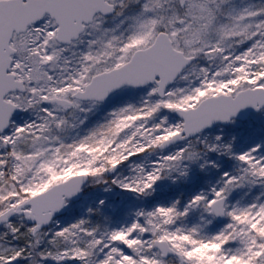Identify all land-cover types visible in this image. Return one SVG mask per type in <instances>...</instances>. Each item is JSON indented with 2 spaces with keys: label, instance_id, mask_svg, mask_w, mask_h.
<instances>
[{
  "label": "snow or ice",
  "instance_id": "1",
  "mask_svg": "<svg viewBox=\"0 0 264 264\" xmlns=\"http://www.w3.org/2000/svg\"><path fill=\"white\" fill-rule=\"evenodd\" d=\"M0 264H264V0H0Z\"/></svg>",
  "mask_w": 264,
  "mask_h": 264
},
{
  "label": "rangeland",
  "instance_id": "2",
  "mask_svg": "<svg viewBox=\"0 0 264 264\" xmlns=\"http://www.w3.org/2000/svg\"><path fill=\"white\" fill-rule=\"evenodd\" d=\"M259 2V0H238V3L243 6L244 4H248V3H257ZM192 189H186L185 190V195L189 194V191H191Z\"/></svg>",
  "mask_w": 264,
  "mask_h": 264
}]
</instances>
